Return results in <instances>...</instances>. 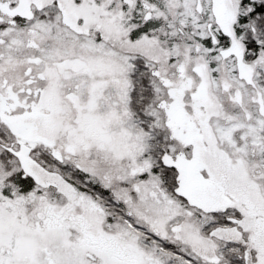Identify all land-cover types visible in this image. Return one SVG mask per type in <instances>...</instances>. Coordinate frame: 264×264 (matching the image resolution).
I'll use <instances>...</instances> for the list:
<instances>
[{
  "label": "snow or ice",
  "instance_id": "6c2138e0",
  "mask_svg": "<svg viewBox=\"0 0 264 264\" xmlns=\"http://www.w3.org/2000/svg\"><path fill=\"white\" fill-rule=\"evenodd\" d=\"M0 264H264V0H0Z\"/></svg>",
  "mask_w": 264,
  "mask_h": 264
}]
</instances>
